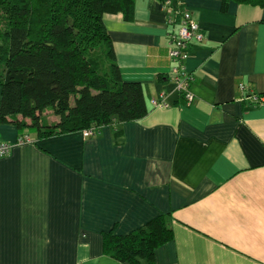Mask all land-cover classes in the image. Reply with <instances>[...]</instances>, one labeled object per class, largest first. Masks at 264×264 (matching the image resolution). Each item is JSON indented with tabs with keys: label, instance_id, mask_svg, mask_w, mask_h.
Wrapping results in <instances>:
<instances>
[{
	"label": "crops",
	"instance_id": "0c3cea01",
	"mask_svg": "<svg viewBox=\"0 0 264 264\" xmlns=\"http://www.w3.org/2000/svg\"><path fill=\"white\" fill-rule=\"evenodd\" d=\"M163 1L134 0L131 21L104 15L122 79L143 86L145 118L24 144L0 124L12 145L0 158V264H127L104 254L103 235L165 214L174 239L154 264H264V104L250 98L264 96V9ZM183 10L204 35L185 63L191 105L168 54ZM161 93L168 108L152 106Z\"/></svg>",
	"mask_w": 264,
	"mask_h": 264
},
{
	"label": "trees",
	"instance_id": "16d2710c",
	"mask_svg": "<svg viewBox=\"0 0 264 264\" xmlns=\"http://www.w3.org/2000/svg\"><path fill=\"white\" fill-rule=\"evenodd\" d=\"M264 9V0H222ZM134 0H0V124L20 138L45 139L145 118L143 86L125 82L104 15L131 21ZM55 117L49 122L47 112ZM174 239L170 214L127 234L103 235V252L127 264H154Z\"/></svg>",
	"mask_w": 264,
	"mask_h": 264
},
{
	"label": "built area",
	"instance_id": "2783aa9c",
	"mask_svg": "<svg viewBox=\"0 0 264 264\" xmlns=\"http://www.w3.org/2000/svg\"><path fill=\"white\" fill-rule=\"evenodd\" d=\"M164 8H171V0L163 1ZM181 17L180 28L177 32L170 34V49L169 58L173 61L174 67L172 68V78L176 85V92L183 96L185 104L191 105L195 99L194 94L191 92V86L194 82V76L188 72L185 66L189 58V47L192 42H203L204 35L201 32V27L198 21L194 18L191 12L182 11L178 13ZM171 22V21H170ZM241 90H245L243 85L240 86ZM168 95L161 93L158 98L152 100L154 108H168L170 105L167 101ZM251 101L253 104H264V96H259L255 93L251 94ZM85 136H91V131L83 132ZM33 140L29 137L24 139L20 138L18 144L32 143ZM12 145L7 142L0 141V158L8 156L11 152Z\"/></svg>",
	"mask_w": 264,
	"mask_h": 264
},
{
	"label": "rangeland",
	"instance_id": "374dc122",
	"mask_svg": "<svg viewBox=\"0 0 264 264\" xmlns=\"http://www.w3.org/2000/svg\"><path fill=\"white\" fill-rule=\"evenodd\" d=\"M47 118L49 122H54L55 117L50 113V111L47 112ZM33 134V131L31 132Z\"/></svg>",
	"mask_w": 264,
	"mask_h": 264
}]
</instances>
